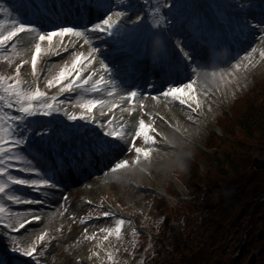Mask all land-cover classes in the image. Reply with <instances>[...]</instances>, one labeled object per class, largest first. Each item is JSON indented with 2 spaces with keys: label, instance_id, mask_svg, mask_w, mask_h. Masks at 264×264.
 I'll use <instances>...</instances> for the list:
<instances>
[{
  "label": "rangeland",
  "instance_id": "374dc122",
  "mask_svg": "<svg viewBox=\"0 0 264 264\" xmlns=\"http://www.w3.org/2000/svg\"><path fill=\"white\" fill-rule=\"evenodd\" d=\"M115 2L112 11H125L126 16L124 19H126L128 15L130 16L132 13H136L135 11H130L126 5L124 6V0H116ZM207 2L212 5V9L214 8L216 13H219L220 20L223 21L231 15L232 5H235L237 0H207ZM203 4L207 5L206 2ZM130 6L135 8V3L130 2ZM188 6H192L191 3ZM202 7L203 5L200 8ZM16 19L20 20V13L15 12L8 4V1L3 2L0 0V24L6 23L12 25L15 23ZM93 24L94 23L80 29L84 30L85 28H91ZM31 26L37 25L31 23ZM110 38L112 37H109L106 33L99 35L97 33H92L93 43L91 44V49H89L90 51L84 52L81 48V43L77 44L75 48L67 43L61 46L58 42L60 38L57 37L52 41L53 51L47 55L43 52L41 53L42 59L37 64L35 73L32 67V61L35 59V47L39 41L28 45L22 44L17 53H11L13 45H9L8 49L2 54L5 57L4 61H7L9 54L18 57L15 64L8 62L4 70L5 73H2L7 78V83L15 82L16 69L21 68V65H23L19 77L23 82L26 84L34 83L37 80V76H40L39 86L41 91L46 92L48 98L52 96L56 97L55 101L49 99V102L53 103L56 109L51 115H44L41 112H37L34 116L25 117L23 122H17L19 126L16 128V136L23 138L27 142L20 146H14L11 143L5 145L12 149L13 154L25 157L28 161H31V164L39 169L40 172L47 173L38 160H34L28 153L30 145L34 142H38L41 145L43 142L45 144H50L59 135H57V133L64 132V130L60 128V125L68 124V122L69 127H67L66 132H71V136L73 133H76L75 136H77H72L70 141L86 140L87 137L85 134L79 133L80 122L87 118L90 119L92 116L96 117L100 125L101 123L104 125L102 128L105 131L113 129L118 131L121 127L127 125V135L129 139L134 140L137 147L142 149L145 148L149 152L147 157L141 154L138 163L136 165H131V161L137 159V153L132 148L131 143L120 141L122 143V160H128L130 162L128 167L118 170L116 173L109 172L108 176L89 177V174L83 175L81 181H89V185L80 189L76 194H71L70 191H64L61 196L54 198L51 194L43 195L37 192L40 197L44 198V201H46L45 198L49 201L48 207H44L47 219L39 228L26 231L23 235H19L18 237H20L21 244L31 245L35 243L44 232H48L50 234V240H55L56 244L52 246L49 245L47 243V239L49 238H46V243L42 245L41 248L46 249V252L50 254V264H116L114 259L109 262L107 261L108 253H111L113 256L114 251L123 254V260L129 259L131 264L136 263L140 260L141 254H138L136 257L138 251L132 252L133 254L135 253L133 256L128 252L130 244L128 234L132 227L130 225L131 221H126L127 223L122 226V234H120L119 238L115 235L111 236L107 232L100 231L102 228L114 227V220L107 221L110 218L109 216L104 217L99 214L101 211L109 212L107 208H111L110 200L121 204L122 207L133 216V224L135 223L136 226L141 228L145 226L146 223L153 222L155 216H159L157 219H162L167 216L179 222L181 219L186 220L188 214H192L194 209L189 203L180 205L179 202L175 201L176 199L173 197V193H171L172 185H170V182L174 185V191L172 192L178 193V196H186L187 190L184 185L190 178V166L187 160L196 162L194 158L199 156V151L222 152L224 150L235 149L238 155L236 161L237 164H239L238 171L242 170L240 164L243 165L248 163L247 155L248 158L251 157V161L252 158L256 156L263 159L262 168H260L263 175H260L256 171L250 174L246 183L251 185V191L253 193L249 196V199H246L243 196V188L241 187V175H234L230 172L224 175V177H220L214 172L211 173V175L216 176V178H213L215 182L223 181L225 194L223 201L224 203H230V205H226L228 208L224 210V214L222 211L216 212L215 219L219 221L218 226H216L214 230L206 229V231L209 230V242L211 243L208 247V251L210 252L209 263L231 264L232 261V264H248V260L253 258V264H257L258 257H264V209L261 210L264 204V192L258 197V185L260 181L264 180V156L257 155L264 154V143L258 150L250 152L249 147H253L254 142L247 138L242 130L236 127H234V133L225 135L222 130L223 127L220 126L221 122L219 123V118H221V121L226 118L225 116L229 112V103L233 96L241 91L247 90V83L250 77L252 81L255 82V86L262 84V80H264V58L260 57L259 50L264 49V44H261L260 41L258 42V36L256 35L255 41L252 39L251 42L246 45L245 49L242 48L240 53L237 55V51L234 53L235 58H230L222 64L206 67V71L203 70V72H199V76L196 75L194 78L196 83L192 86V95L194 99H189L188 96L185 95L182 98L185 99L186 103L182 105L173 97H165L163 95L155 96L156 94L153 93L138 94L133 101L130 93L135 90L129 85L124 84L115 73L117 69L114 68L115 62L105 61L103 57H101L103 51L110 48L109 43L106 42V40ZM64 39L66 41L72 39L73 43H75V38L66 37ZM255 43L258 44V51L252 54L249 58L251 63H249V60H245L244 57L248 55ZM44 47H48L47 41H45ZM63 47H67L69 51L64 52ZM93 47H98L100 49L98 57H91L96 60V63L89 67L88 59H84L82 63L77 66V70L69 76V79L65 80L63 84H60L58 77L60 73L64 71L65 67L71 68L76 62L78 54H85L87 56V54L92 53ZM25 48L28 49L27 55L23 54ZM56 49L60 50V55L55 54ZM25 60H27L28 63H25ZM4 61H0V65ZM103 63L109 64L112 71L105 72ZM238 63L240 64L239 69L234 67V65ZM87 72H95L96 75L99 74L100 76L104 75L105 79H112L119 84L117 88L105 83L108 94L105 101L108 103L97 107L94 111L77 106L78 103L92 100L83 97L81 92L76 89V82H73L74 78L77 76L80 77L83 73L86 75ZM212 73H216V75L213 76L211 75ZM10 74L14 76L11 77ZM54 79L57 80V87L49 88L47 81ZM69 83L72 84V90L61 92L60 89L67 88ZM112 93H115V95ZM153 97L157 98L153 99ZM117 105H119V107H117ZM136 105H139L141 109L140 114L138 116V113H135V119L129 123V116L134 114L133 109H136ZM193 108L196 109L195 112L192 111ZM0 109L11 115H20L14 102L13 107L7 108L4 107L3 101H0ZM101 112H103L104 115H101ZM72 114L77 116V119L74 121L68 118L69 115ZM82 116L85 118L80 119ZM113 117H115V119L110 126L108 121ZM141 119H143L146 124L150 125L152 129H155V131L149 130V135L153 137V140L148 143H145L143 136L139 137V139L135 136V132L139 131V122ZM211 133L220 137L219 140H212L210 137ZM13 139H15V137H13ZM235 141L242 143L237 144ZM209 144L217 146V148L213 147L209 149ZM243 144L247 147H243ZM127 147H129V151H127ZM156 163H158L157 166ZM250 164L249 167L251 169L254 168L251 167ZM8 165H11V167H8ZM27 166L28 165L24 161L18 159L8 160L7 164L1 165V167L7 168V171L13 176L20 178H35L34 173L22 171V169H25ZM225 166H227V164H224V167ZM12 167L16 170H13ZM202 171L205 170L200 171V181L194 179V184L205 182L206 176ZM126 174H130L131 177L129 175L126 176ZM3 179L4 181L7 180L4 176H1L0 180ZM205 185H208V182H205ZM18 186L22 185H12L7 191L10 194L14 193L19 195ZM134 188L140 191L142 195L136 192ZM165 190L167 192L169 191L171 196L165 194ZM260 190L262 191L263 189ZM47 191L50 192L49 190ZM160 191L167 197L161 200L163 203L162 205L158 197ZM65 197H67V200H65ZM152 197L155 198L154 202L156 201L157 204L159 203V209L152 208ZM216 198L217 195L214 199ZM245 200L246 205L251 206L250 210L253 213L254 219H252L250 226L242 233L240 247L233 251L232 246L236 239V234L238 233V230H235V225L238 226L239 223L231 221L233 218L232 212L235 211L239 205L243 204ZM252 202H255V204L252 205ZM0 203H4L6 207H9L14 212L23 210L21 213H37L39 211V209L32 210L26 208L25 206H27V204H16L17 207L13 208L11 206H13L14 203L8 201L7 198L3 200L0 199ZM255 205L256 211L254 212ZM150 209L156 212L150 214ZM242 210L246 209L242 207ZM88 213H97L98 216L88 217ZM205 213L206 211H204L203 214ZM211 213H213V211L210 212V215ZM82 219L83 222H81ZM197 227L202 226L198 224ZM145 228L148 227L145 226ZM152 228L154 227L152 226ZM148 229L155 235L156 229ZM195 231L196 229L194 232ZM192 236H194L193 232ZM105 237H107V239H105ZM194 237L196 242H200L204 239V235L202 234ZM217 250H219L221 254H218ZM93 253H97V255H93ZM203 253L202 249L197 250L192 259V263L202 264L206 261L207 256ZM83 255L84 258L82 257ZM229 256L230 259L228 260L227 258ZM120 259L121 258H119V261L122 260Z\"/></svg>",
  "mask_w": 264,
  "mask_h": 264
},
{
  "label": "snow or ice",
  "instance_id": "6c2138e0",
  "mask_svg": "<svg viewBox=\"0 0 264 264\" xmlns=\"http://www.w3.org/2000/svg\"><path fill=\"white\" fill-rule=\"evenodd\" d=\"M93 0H88V4L85 5L87 7H91ZM164 8H169L170 5L167 2L162 3ZM178 5L176 3H172L171 7L175 8ZM239 8L243 9L248 7L249 4L245 2V0H240L237 5ZM161 4H153L151 6V12L149 15L154 19L153 28H159L161 25L168 23L170 24L171 21L167 19V17L161 15L160 12ZM126 16L125 11H108L106 15H103L102 19H99L98 22L94 23L91 28H85L81 30L79 26L67 22L63 26H58L57 30H48L43 29L40 26H31L27 21H21L19 19L15 20V23L12 25H8L6 23L0 24V61H4L5 57L2 55L6 49H8L9 45H13L11 48V53H17L22 44L28 45L31 43L36 44L35 47V59L32 61V67L35 73L37 68V64L41 61L42 56L41 53L43 52L45 55L51 53L53 51L52 48V41L59 37V44L63 46L65 43L71 44L73 48L76 47L77 44L80 43H87L91 45L93 43L92 40V33L99 34H108L109 37L118 36L121 31V25L123 24L122 18ZM135 19L139 21L141 19L140 16H136ZM131 23V21H129ZM241 29L245 28H255V29H264V22L260 24H252L251 21H244L241 20L240 22ZM27 34V39L24 38V35ZM155 35V34H154ZM71 37L75 38V43H73L72 39L65 40L64 38ZM19 38V39H18ZM45 41L48 42V47H44ZM259 41L261 44H264V36L259 37ZM15 42V43H14ZM160 43V40L157 39L154 41V48L157 47ZM180 51L183 53V59L188 61L189 63L186 67H191V65L196 64L195 57L189 51L185 50L183 44L180 46ZM28 49L25 48L24 55H27ZM64 52H68L69 49L67 47H63ZM258 49L253 47L251 51L248 53L245 60H249L253 53H256ZM100 53V49L98 47L92 48V53L87 54H78L76 62L72 65L71 68L65 67L64 71L60 73L58 80L60 84H63L65 80L69 79V76L77 70V66L82 63L84 59H88V66L91 67L92 64L96 63L95 59L91 57L96 56L98 57ZM56 55H60L61 52L59 49L55 50ZM259 54L261 58H264V49L259 50ZM18 57L9 54L7 57V62L12 64L16 63V59ZM25 63H28L25 60ZM251 63V60H249ZM23 65H21V68ZM201 65L196 64L195 67H191V71L199 76V68ZM235 68L239 69L240 64L234 65ZM21 68L16 69V78L14 83H7V78L0 73V101H3L4 107L11 108L13 107V102L17 106V111L20 115H11L9 113L3 112L0 109V165L7 164L8 160L11 159H18L24 161L28 166L22 171H27L29 173H34L35 178H20L17 176H13L7 171V168L0 167V176H6L7 180H0V194H3L7 197L8 201L13 202L14 204H42L45 201L42 199H30L25 195H17V194H10L7 189H9L12 185H22L28 188H31L33 191L42 193L43 195H48L49 189H56L58 187L57 182L53 179V177L47 173L40 172L35 166L31 164V161H28L25 157L13 154L12 149L6 147L5 145L11 143L14 146H20L25 144L27 141L23 138L16 136V128L19 126L17 122H23L25 117H31L36 115L37 112H41L44 115H51L53 111L56 109L54 108L53 103L49 102L55 101L56 97L52 96L48 98V94L44 91H41L39 86L40 76H37V80L34 83L26 84L23 82L20 77ZM103 69L105 72H111L112 68L109 67V64L103 63ZM42 75V74H41ZM96 73L93 72L91 76H88L87 79L83 81L84 84H87L90 80L93 79ZM211 75L215 76L216 73H212ZM79 79V76L76 77ZM106 83L113 87H119L112 79H105L104 75L99 77V81H93V91H100L99 84ZM195 80H190L189 83L183 85L182 87H172L169 86L166 90L162 91L160 95L165 97H173L175 100H178L180 104H185L186 101L182 97L187 95L189 99H194L192 95V86L195 84ZM49 88H56L57 87V80H49L47 81ZM152 87L153 85H149ZM72 90V84L69 83L67 88H61L60 91H70ZM115 95V93H112ZM138 92H131V98L133 101L137 97ZM157 97H153L156 99ZM108 102L105 100H88L87 102L78 103V107H83L87 110L94 111L97 107L102 105H106ZM199 107V105L197 104ZM119 107V105H117ZM193 112L196 111L195 108L192 109ZM133 113L135 114V109H133ZM101 115H104L101 112ZM70 120H76L77 116L75 114L69 115L68 117ZM85 117H80V119H84ZM92 120H95L96 117L92 116ZM109 119L108 124L111 126L113 120ZM103 127L104 125L101 123L100 125ZM149 130L155 131L152 129L150 125L146 124L143 119L139 122V131L135 132V136L137 139L143 136L145 143L153 140V137L149 135ZM128 126L124 125L118 131L117 130H109L104 133L105 137H112L113 140H100L94 146L93 150L90 153L93 156L100 155L106 156L109 152L113 151V145L116 140L124 141L125 143H131L132 148L137 153V159L131 161V165H136L139 161V156L143 154V156L147 157L149 152L145 149L139 148L136 146L134 140H130L128 135ZM15 137V139H13ZM130 162L128 160H118L115 162L109 169L108 172H105L104 175L108 176L109 172L116 173L118 170L124 169L128 167ZM11 167V165H8ZM67 200V197H65ZM100 216H110L112 213L108 211H101ZM27 218V219H26ZM44 220L43 216H40L36 213H21V212H14L9 207H6L4 203H0V225L3 226V231H0V236L5 238L8 241V244L11 248L13 253H19L21 256L30 257L32 260L35 261V264H41L39 257L45 255L46 249L41 248L42 245H45L46 238L50 237L48 232H44L43 235L39 236L35 243L31 245H23L20 242V237L14 235V233H21L23 235L24 230L27 229L28 225L33 223H39ZM83 222V219L81 220ZM125 223L124 219L116 218L114 219V227L110 228H102L100 229L101 232H107L109 235H115L119 238L121 234L122 225ZM133 234L135 235V229H133ZM107 239V237H105ZM47 243L50 245L51 240L50 238L47 239ZM93 255H97V253H93ZM108 259L112 260L113 256L111 253H108ZM0 264H7L5 259L0 258Z\"/></svg>",
  "mask_w": 264,
  "mask_h": 264
},
{
  "label": "trees",
  "instance_id": "16d2710c",
  "mask_svg": "<svg viewBox=\"0 0 264 264\" xmlns=\"http://www.w3.org/2000/svg\"><path fill=\"white\" fill-rule=\"evenodd\" d=\"M6 64H8L7 61L1 63L0 73H5L4 70L7 67ZM262 81V84L255 86V82L252 81V78L250 77L247 83V90L241 91L233 96L231 102L229 103V112L226 114V118L222 121L221 118H219V123L221 122L220 126L223 127L222 130L225 135L234 133V127H236L242 130L246 137L254 142V146L249 147L250 152L258 150L264 143V80ZM210 137L212 140H219L220 138L212 133L210 134ZM235 143L241 144L242 142L235 141ZM213 147L217 148V146H209V148ZM243 147L246 148L247 146L243 144ZM257 155L264 156V154ZM237 158L238 155L236 150L232 149L226 151L224 150L222 152L199 151V156L194 158L196 162L187 160V163L190 166V178L186 182V186L184 185L187 190L186 196H178V193L172 192L174 191V185L172 182H170V185H172L171 193H173V197L176 199L175 201L179 202L180 205L184 203L191 204L194 209L193 213L190 215L188 214V218L186 220L181 219L180 222L174 221L167 216L162 219H157L159 216H155L153 222L146 223L145 225L153 230L156 229L155 235L151 230H149V233L147 234L135 230L136 234L134 235L133 230H131L128 234L130 242L128 252L131 256H133L135 253L133 254L132 252L138 251L136 257L138 254H141L140 260L133 264H193L192 259L195 256V252L199 249H202L204 252L203 254L207 256L206 261L202 264H210V252L208 251V247L211 243L209 242V230L206 231V229L214 230V228L219 224V221L215 219L216 212L222 211L224 214V210H227L230 205V203H224L223 201L225 196L223 181L215 182L213 178H216V176L211 175V173L214 172L220 177H224V175H227L230 172L234 175H241V187L243 188V196L246 199H249V196L253 193L251 191V185L246 183L250 174L253 171H256L260 175H263L261 169H251L249 167L251 157L248 158V155V163L243 165L240 164L242 170L238 171L237 169L239 164L236 162ZM223 163L227 164V166L224 167ZM201 170H205L202 171V173L206 176L205 182H208V185H205V182L193 183L194 179L200 181ZM263 184L264 180L260 181L258 185V197L264 192ZM260 189L263 190L261 191ZM135 191L142 195L140 191L136 189ZM216 195L217 198L214 199ZM158 197L162 205L163 203L161 200H163V197L160 195H158ZM151 199L153 200L152 208L159 209V203L157 204L156 201L154 202L155 198L152 197ZM254 204L255 202H252V205ZM226 205L228 206L226 207ZM242 207L248 211L242 210ZM250 208L251 206H247L245 200L243 204L239 205L237 209L232 212L233 218L231 221L239 223L238 226L235 225V230L237 229L238 233L236 234V239L232 246L233 251L240 247L242 233L248 228V226H250L252 219H254ZM255 209L256 205L254 207V212L256 211ZM263 209L264 204L261 207V210ZM204 211H206L205 214H203ZM212 211L213 213L210 215V212ZM155 212L156 211L152 209L149 211L150 214ZM198 224L202 227H197ZM152 226L154 228H152ZM195 229L196 231L194 232ZM192 232L194 236H200V234L204 235V239L200 242H196L194 240L195 237L192 236ZM217 251L218 254H221L219 250ZM113 256L116 264H131L129 259L123 260V258L116 256L114 253ZM119 258L122 260L120 259L121 261H119ZM263 258L264 257L262 256L258 257L257 264H264ZM227 259L229 260L230 256ZM107 261L109 262L110 260L107 258Z\"/></svg>",
  "mask_w": 264,
  "mask_h": 264
},
{
  "label": "bare ground",
  "instance_id": "6f19581e",
  "mask_svg": "<svg viewBox=\"0 0 264 264\" xmlns=\"http://www.w3.org/2000/svg\"><path fill=\"white\" fill-rule=\"evenodd\" d=\"M24 38L27 39V35H24ZM81 48L83 49L84 52H85V51H90L89 49H91V45H89V44H87V43H82ZM91 75H92L91 72H87L86 75H84V73L81 74V76H82L83 79L80 80V81H84L85 79H87L88 76H91ZM99 76H100V75H95V76H93V79L90 80V81H91V84H93V81H99ZM90 81H89V82H90ZM92 121L95 122V123H97V122L94 121V120H92ZM157 165H158V163H156V166H157ZM112 205L115 206V203H114L113 200H112ZM116 206H117V205H116ZM84 255H85V254H84ZM84 255L82 256L83 258H84Z\"/></svg>",
  "mask_w": 264,
  "mask_h": 264
},
{
  "label": "water",
  "instance_id": "95a60500",
  "mask_svg": "<svg viewBox=\"0 0 264 264\" xmlns=\"http://www.w3.org/2000/svg\"><path fill=\"white\" fill-rule=\"evenodd\" d=\"M263 164V160L262 159H258V158H254L252 165H255L256 167H261ZM249 264H253V260H250Z\"/></svg>",
  "mask_w": 264,
  "mask_h": 264
}]
</instances>
